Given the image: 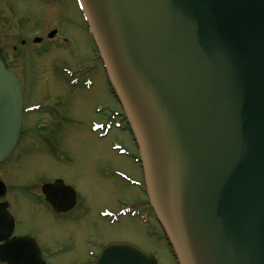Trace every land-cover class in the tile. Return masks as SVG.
I'll return each mask as SVG.
<instances>
[{
  "label": "water",
  "instance_id": "obj_1",
  "mask_svg": "<svg viewBox=\"0 0 264 264\" xmlns=\"http://www.w3.org/2000/svg\"><path fill=\"white\" fill-rule=\"evenodd\" d=\"M78 1L177 263L264 264V0ZM22 121L20 79L0 59V163ZM42 191L55 210L74 204L62 180ZM95 264L158 261L112 242Z\"/></svg>",
  "mask_w": 264,
  "mask_h": 264
},
{
  "label": "rangeland",
  "instance_id": "obj_2",
  "mask_svg": "<svg viewBox=\"0 0 264 264\" xmlns=\"http://www.w3.org/2000/svg\"><path fill=\"white\" fill-rule=\"evenodd\" d=\"M0 5L1 53L22 83L27 100L24 106L53 109L49 114L37 111L26 115L28 126L35 124L33 133L23 136L8 161L0 164V179L9 190L20 183L27 185L28 193L16 195L20 215L34 225L37 213L26 196L40 194L44 182L61 179L95 212L98 243L134 244L155 256L158 264H178L162 229L145 210L114 217L147 198L140 165L123 154L138 157L136 141L119 115L124 109L102 69L93 90L72 89L66 83L68 73L97 54L77 1L52 0L43 5L38 0H0ZM52 31L56 35L49 38ZM37 38L41 41L36 42ZM23 39L27 43L22 46ZM101 107H108V112H99ZM101 213L108 214V223L100 218ZM91 222L85 219L63 225L68 228L47 226L42 230L47 235L44 239L62 237L64 230L81 237L89 233Z\"/></svg>",
  "mask_w": 264,
  "mask_h": 264
},
{
  "label": "flooded vegetation",
  "instance_id": "obj_3",
  "mask_svg": "<svg viewBox=\"0 0 264 264\" xmlns=\"http://www.w3.org/2000/svg\"><path fill=\"white\" fill-rule=\"evenodd\" d=\"M38 1H41L43 5H47L52 0ZM55 35L52 37H55ZM48 37H50V35H48ZM26 43L27 41L23 39L21 45H26ZM0 58L7 65V62L1 53V47ZM7 67L9 68L8 65ZM101 69L108 84L106 71L97 50V54L95 56H92L86 65L76 68L71 73H68L66 83L68 86L72 87V89L85 91L93 90L95 77L101 72ZM23 96L25 105L27 100L25 99L24 90ZM51 110L53 109L46 110V107H44V105H28L27 107L24 106L23 125L15 149H17V146H19V144L25 137H29L30 134L34 131L32 128L35 124L33 126H28L29 120L26 119V115H31V113H35L37 111H43V114H49L52 112ZM99 112L106 114L108 112V107L99 108ZM119 115L122 117V121L127 124V120L124 114L120 113ZM25 124L27 125V128L24 126ZM15 149L12 151V153L15 151ZM137 150L139 153L138 157L131 155L128 152H125L123 154L132 156L138 163V165H140L142 172L143 189L147 198V202H140L136 205H131V207H125V210L123 211L124 213L122 212L123 214L120 216L126 214L136 215L142 209L145 210L149 218H151L153 222L160 227L154 210L152 209L149 202L144 171L140 160L141 155L138 146ZM119 175L121 176V178L125 179L131 184H134L125 176L121 174ZM56 180L52 181L51 183H54ZM0 182H3V180L0 179ZM45 184L48 183L44 182L41 184L40 194H34L35 196L27 194L31 195L32 197L26 196L31 201V203L34 204V209L37 213V219H33L32 222L34 223V225H32L30 222L28 223L27 219H25L24 216L20 215L18 209L21 208V204L18 203L19 201L16 198L17 193H24L22 195H25V192L28 193L27 185L20 183L18 188L9 190L7 184L4 183L2 192L3 194H0V264H95L97 256L99 255L101 250L108 244H101V242H97V216H95V212H92L91 207L87 205L83 197L76 192L74 196L66 194L58 195L62 202L67 199L70 200V198H74V204L72 208L59 211L55 210L53 205L48 202L47 196L42 191V187ZM14 212H16L17 214ZM100 218L103 219L104 223H108V214L101 213ZM85 219H87L89 222L91 220V224H93V227L89 229V233H86L81 237L77 236V233L72 234L70 231L64 230L66 231V233L62 235V237H51L48 240L44 239L47 238V235L46 232H43L42 230L47 226H61L63 228H68L69 225H63L70 224V222L77 223ZM31 225L36 228L31 227ZM38 229L40 231H38Z\"/></svg>",
  "mask_w": 264,
  "mask_h": 264
},
{
  "label": "bare ground",
  "instance_id": "obj_4",
  "mask_svg": "<svg viewBox=\"0 0 264 264\" xmlns=\"http://www.w3.org/2000/svg\"><path fill=\"white\" fill-rule=\"evenodd\" d=\"M10 157H11V156H10ZM10 157H9V158H10ZM9 158H8V159H9ZM8 159H7L6 161H8ZM6 161H4V163H5Z\"/></svg>",
  "mask_w": 264,
  "mask_h": 264
}]
</instances>
